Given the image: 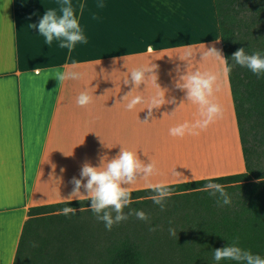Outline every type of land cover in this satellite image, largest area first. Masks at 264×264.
Wrapping results in <instances>:
<instances>
[{
    "label": "crops",
    "instance_id": "obj_1",
    "mask_svg": "<svg viewBox=\"0 0 264 264\" xmlns=\"http://www.w3.org/2000/svg\"><path fill=\"white\" fill-rule=\"evenodd\" d=\"M100 2L102 9L96 7ZM60 3L0 0V264H14L30 208L70 199L71 181L80 178L82 165L99 166L102 156L107 162L121 147L145 162L151 157L158 169L139 179L135 190L147 189L149 182L170 185L245 170L225 59L203 57L215 47L225 58L214 0H72L88 42L77 44L71 55L59 41L47 45L32 27L48 9L59 11ZM80 3L86 4L82 14ZM189 50V62L181 60ZM152 63L161 88L150 81L130 98L148 101L164 91L176 103L153 109L145 122L147 102L128 110L123 97L133 86L123 81L132 69ZM73 64L81 78L61 85L49 71ZM195 70L217 76L212 99L223 113L198 135L173 137L170 128L200 118L199 106L175 87L181 74ZM82 92L92 97L86 106L77 104ZM198 138L209 161L226 156L211 167L221 171L180 172L171 166L184 140L195 147Z\"/></svg>",
    "mask_w": 264,
    "mask_h": 264
},
{
    "label": "trees",
    "instance_id": "obj_2",
    "mask_svg": "<svg viewBox=\"0 0 264 264\" xmlns=\"http://www.w3.org/2000/svg\"><path fill=\"white\" fill-rule=\"evenodd\" d=\"M241 150L242 172L214 176L230 205L202 190L208 178L170 184L162 211L149 189L134 190L130 209L150 217L129 216L111 230L90 210L91 201L72 200L75 215H53L64 202L30 208L14 264H215L213 250L235 237L242 248L264 256V75L257 76L231 57L244 47L264 55V0H214ZM183 200L174 203L177 197ZM115 215V213H113ZM177 235H169V228ZM155 228V231H150ZM224 237V238H223ZM35 245V246H33ZM166 258V260H165ZM220 264H235L221 261Z\"/></svg>",
    "mask_w": 264,
    "mask_h": 264
},
{
    "label": "clouds",
    "instance_id": "obj_3",
    "mask_svg": "<svg viewBox=\"0 0 264 264\" xmlns=\"http://www.w3.org/2000/svg\"><path fill=\"white\" fill-rule=\"evenodd\" d=\"M78 7L82 14L86 4L80 3ZM96 7L102 9L105 5L100 2L97 3ZM93 19H97V17L94 16ZM32 27L38 28L47 45L51 46L54 40L59 41V47L67 49L69 55H71L77 44H86L88 42L80 20L76 15L72 0H61L59 11L56 8L48 9L39 23L33 24ZM213 54L225 59L215 47L207 49V52L203 53V57ZM192 55V51L189 50L186 55L180 56V59L189 62ZM231 59L235 64L248 68L257 76L264 75V55L259 51L248 54L245 52V48L241 47L233 53ZM75 67L76 65L73 64L72 69L65 68L61 70L56 68L49 71L53 74L52 77L59 80L61 85L65 81L81 78V73L75 71ZM157 68L158 65L152 63L151 65L132 69L129 73L130 75L123 81L125 85L133 86L132 90L123 97V101L127 102L126 108L128 110H133L137 105L147 102L148 106L146 109H148V112L147 117L144 119L145 122H148L149 118L153 116V109H159L166 103H176L175 97L166 99V92L164 91L157 92L148 101H145V98L141 95L131 96L130 98V94L135 89L140 88L141 84L148 85L150 81L161 88L157 83ZM224 70L225 72H230L231 67H225ZM36 74L39 75L40 73L37 72ZM216 81L217 76L215 74L210 72L202 73L199 70L187 71L179 76V79L175 82V87L185 92V99L188 102L199 106L200 118L192 123L184 122L170 128L169 134L171 136L198 135L199 130L207 129L217 117L222 115V106L212 99ZM91 101L92 97L87 92H82L77 97L79 106H86ZM156 174H158V169L151 157H148V162H145L136 152L121 147L119 153L115 157L108 159L107 162H105V156H102L99 166H93L89 162H85L82 165L80 178L73 177L71 181L74 188L68 196L70 199L63 201L68 206L60 209L59 214L65 216L75 215L77 209L69 206L70 202L74 199H78L81 202L90 200V208L85 209L82 207L80 211H92L99 221L104 222L107 230H111L114 225L126 221L129 216H135L137 219L147 222L150 217L143 210L130 209L127 214L124 210L125 208H130L134 202H139L138 200L133 201L132 198V193L135 190L133 186L136 185L137 181L139 179L147 180ZM213 179V177H209V182L202 190L217 198L219 206L230 205L232 200L225 191L224 186L213 182ZM145 187L154 193L149 199L159 205L163 211L166 200L172 195L171 186L164 182H149ZM155 230V228L150 229V231ZM169 235L173 237L177 235L175 228H169ZM212 260L215 264H220L221 261H233L235 264H264V256L253 254L250 250L242 248L238 237L233 238L227 246L215 248Z\"/></svg>",
    "mask_w": 264,
    "mask_h": 264
},
{
    "label": "rangeland",
    "instance_id": "obj_4",
    "mask_svg": "<svg viewBox=\"0 0 264 264\" xmlns=\"http://www.w3.org/2000/svg\"><path fill=\"white\" fill-rule=\"evenodd\" d=\"M180 140H175V144L176 142H178ZM196 145L195 147L192 145V140H188L185 139L184 140V145L183 147H181L180 151H177V153L175 154V156L173 157V161L170 163L171 166L177 170H179L180 172L183 171H206L207 173H217L219 171H221L220 168L222 167H217L216 168V172L212 170L211 167H213L214 165H218V160H221L223 158H225L226 156H223L222 154L224 153V150L222 149L220 155H222V158L220 156H218L217 161L211 162L209 161L208 163L206 162V160L204 161V158L206 156V153H204V144L203 140H201L200 138H198L196 140ZM224 144V143H223ZM202 153V156H201ZM203 158V161H202ZM221 158V159H220ZM228 159L230 157H227ZM210 163V164H209ZM208 164V165H207ZM225 167V166H223ZM185 196H181V197H177L176 199H174V203H177L181 200H183ZM166 260V258H165ZM160 264V263H159Z\"/></svg>",
    "mask_w": 264,
    "mask_h": 264
},
{
    "label": "bare ground",
    "instance_id": "obj_5",
    "mask_svg": "<svg viewBox=\"0 0 264 264\" xmlns=\"http://www.w3.org/2000/svg\"><path fill=\"white\" fill-rule=\"evenodd\" d=\"M203 144V143H202ZM226 144L228 145V143L226 142ZM228 148H229V146H228ZM205 151V150H204ZM231 152V151H230ZM217 153V152H216ZM201 156H202V153H201ZM230 156H232V153L230 154ZM207 159V160H206ZM210 160H213V159H217V158H209ZM206 160V162L208 163L209 162V160H208V158H207V156H205V158H204V161ZM202 161H203V158H202ZM214 161H217V160H214ZM214 161H212V162H214ZM210 164V163H209ZM208 165V164H207Z\"/></svg>",
    "mask_w": 264,
    "mask_h": 264
}]
</instances>
